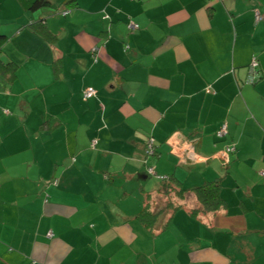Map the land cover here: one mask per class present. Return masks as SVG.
Segmentation results:
<instances>
[{"label":"crops","instance_id":"0c3cea01","mask_svg":"<svg viewBox=\"0 0 264 264\" xmlns=\"http://www.w3.org/2000/svg\"><path fill=\"white\" fill-rule=\"evenodd\" d=\"M48 1L0 0V264H264V0ZM175 134L203 161L172 154ZM151 137L152 191L161 176L187 189L224 176L229 208L192 218L191 196L167 229L143 226L127 191L147 189Z\"/></svg>","mask_w":264,"mask_h":264},{"label":"trees","instance_id":"16d2710c","mask_svg":"<svg viewBox=\"0 0 264 264\" xmlns=\"http://www.w3.org/2000/svg\"><path fill=\"white\" fill-rule=\"evenodd\" d=\"M50 6H51V3L48 0H26V7L29 10H38V9L47 8ZM256 22H259V21H256ZM32 28L34 32L38 34L44 41L49 42V43H55L57 41V36L53 32H51L41 22L33 24ZM138 29H139V25H138V28H136L135 30H138ZM6 40H7L6 36H3V35L0 36V48L6 42ZM253 59H255L258 63V65L254 69L255 70L254 75H256V79L254 83H256L258 80L262 78L259 59L256 56L252 57L251 62L248 66V77L253 75L252 74ZM62 67L63 65H62L61 59H57L56 62L54 63L55 73L59 74L62 70ZM4 69H5V72L7 71L10 72L12 77L15 76L16 65L8 64L4 66ZM224 124L227 125V134L223 138H218L217 133L219 132L220 128ZM224 124H222V126L219 128V130L216 133V137L220 140L225 139L229 135L228 124L227 123H224ZM57 126L59 125L55 123L54 119L44 121L42 124V127L44 129L46 128L55 129V127ZM151 139L153 138L151 137L150 139L146 141V147H145L146 157L144 161V165L146 166V169H147L146 172L149 178H151V176H156L157 174H156L154 167L147 163V160L158 156V153L156 151L157 146H156L154 139H153L154 143H153V148H152L154 149V153L152 155L150 154L151 151L149 150V146H150ZM192 141L195 144V141L194 140ZM96 146H97V143L95 144V146L91 144V147L94 149ZM229 146H234L235 148V151L232 153H229V155L234 154L237 150L236 146L228 145L227 147ZM183 163H192V162L188 161V162H183ZM227 164H224V166H226ZM150 168L154 169L155 171L154 174H150L149 172ZM159 179L161 180V184L157 186L155 191H150V192L144 191V199H143L144 206L142 210L137 214V217H136L137 220L143 226H145L146 228L150 229L153 232H155L158 229V222H159L160 217L162 216L165 217L166 220L161 229L162 230L167 229L169 225L172 223L175 217V214H177L181 210H184L186 203L190 199L191 196L195 197L196 200L198 201V205L188 209V213L192 218H196V219L199 217L202 218L209 214L216 216L220 214L223 210H227L229 208L228 201L223 196L224 176H218L214 178L213 180L206 182L205 184L195 187L193 189L185 188L183 183L175 175H171L169 177L161 176L159 177ZM54 183H57V181H55ZM158 198H161L159 199L161 201L165 199V202H164L165 205L164 207L156 209L152 207L151 203H154V200Z\"/></svg>","mask_w":264,"mask_h":264},{"label":"built area","instance_id":"2783aa9c","mask_svg":"<svg viewBox=\"0 0 264 264\" xmlns=\"http://www.w3.org/2000/svg\"><path fill=\"white\" fill-rule=\"evenodd\" d=\"M255 19L256 21H261L263 19L262 15L259 13V11H255ZM129 28L131 30H135L136 28H138V26L134 23H131L129 25ZM258 65L257 61L255 59H253V70H252V74L249 78H248V83L249 84H254L255 79H256V75L255 74V67ZM96 95V90L94 88H87L84 92V99H91L92 97H94ZM227 134V125H223L219 132L217 133V137L218 138H223L225 135ZM97 143V141H93V146H95V144ZM153 139L150 140V146H149V150L151 151V155L154 153V149L153 148ZM169 145L171 147V153L174 154L177 158H179L181 161L183 162H194V163H198V162H202L203 159L196 153L195 150V144L192 140L187 139L186 137L182 136L181 134H175L174 136H172V138L169 141ZM235 151L234 146H229L226 149V152L223 155V162L224 164H227L229 162V153H232ZM150 174H154L155 171L154 169L150 168L149 169ZM261 175L264 177V171H262ZM48 237H53V233L49 232L48 233Z\"/></svg>","mask_w":264,"mask_h":264},{"label":"rangeland","instance_id":"374dc122","mask_svg":"<svg viewBox=\"0 0 264 264\" xmlns=\"http://www.w3.org/2000/svg\"><path fill=\"white\" fill-rule=\"evenodd\" d=\"M145 169H146V167H145ZM155 182H157L156 179L154 177H152L149 181L142 182V184L147 188L145 190L148 191V192H150V191L154 190V188H155ZM142 190L143 189H140V187L139 188H136V189L130 188L127 191V193L130 194L129 196H130V198H132V201L137 202V203H143V201H144L143 200L144 199V195L143 194L144 193H143ZM159 199H161V198L155 199L154 200V203H151L152 204V207H154L156 209H159L161 207H164V205H165V203H164L165 202V199H163L162 201L159 200Z\"/></svg>","mask_w":264,"mask_h":264},{"label":"water","instance_id":"95a60500","mask_svg":"<svg viewBox=\"0 0 264 264\" xmlns=\"http://www.w3.org/2000/svg\"><path fill=\"white\" fill-rule=\"evenodd\" d=\"M146 176H147V174H145L144 176H141V177L146 178Z\"/></svg>","mask_w":264,"mask_h":264}]
</instances>
